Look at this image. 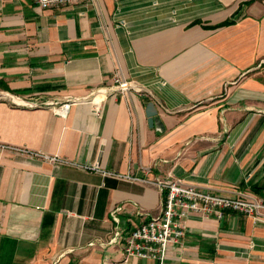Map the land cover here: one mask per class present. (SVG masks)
Segmentation results:
<instances>
[{"label":"crops","instance_id":"crops-1","mask_svg":"<svg viewBox=\"0 0 264 264\" xmlns=\"http://www.w3.org/2000/svg\"><path fill=\"white\" fill-rule=\"evenodd\" d=\"M168 177L264 201V0H0V264H160L124 244ZM184 226L162 264H264V219Z\"/></svg>","mask_w":264,"mask_h":264},{"label":"built area","instance_id":"built-area-1","mask_svg":"<svg viewBox=\"0 0 264 264\" xmlns=\"http://www.w3.org/2000/svg\"><path fill=\"white\" fill-rule=\"evenodd\" d=\"M40 8L51 6H69L75 4H98V0H29ZM114 89L119 92H127L130 89H140L124 77L116 75L114 78ZM6 146H3L5 148ZM15 152L25 153L30 156H37L44 160L71 164L70 161L60 158L57 155L43 154L30 151L26 148L9 147ZM73 164V163H72ZM83 170H97L102 174H109L125 179L138 180L131 175H121L116 172L104 171L98 168L97 164H76ZM165 193L163 207L157 216H152L138 227L130 230L125 235L124 252L127 256L152 259L163 263L170 244L180 242L185 234V219L197 214L202 217L215 216L220 219L226 210H232L254 218L264 219V201L256 195L247 191H235L231 194L212 193L209 190L198 188L193 184L184 182L179 178L168 177L166 179L156 178L146 180ZM119 209V208H116ZM112 211L114 219V213ZM119 232L109 240H116Z\"/></svg>","mask_w":264,"mask_h":264},{"label":"water","instance_id":"water-1","mask_svg":"<svg viewBox=\"0 0 264 264\" xmlns=\"http://www.w3.org/2000/svg\"><path fill=\"white\" fill-rule=\"evenodd\" d=\"M156 115V108L153 102H148L146 106V116L148 118L149 126H153L155 124V116Z\"/></svg>","mask_w":264,"mask_h":264}]
</instances>
